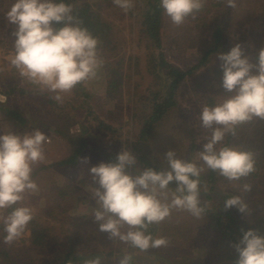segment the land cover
Segmentation results:
<instances>
[{
    "label": "rangeland",
    "instance_id": "1",
    "mask_svg": "<svg viewBox=\"0 0 264 264\" xmlns=\"http://www.w3.org/2000/svg\"><path fill=\"white\" fill-rule=\"evenodd\" d=\"M77 1L89 4L111 26V45L104 44L98 49L101 65L96 75L83 83L87 96L76 97L71 89L61 93V99L57 100L56 92L33 83L11 64L15 25L8 22L5 13L13 0H0V97H3L0 106L15 110L24 121L20 123L7 116L5 131L23 134L40 128L48 137L44 145L45 159L33 166L32 179L37 190L26 191L24 199L18 202L34 210L33 218L24 233L11 243L3 240L4 233L0 231V264H62L68 256L71 261L73 256L82 257L91 252L103 254L99 257L101 264H119L122 257L129 256L126 250L130 244L101 232L94 219L97 205L93 190L98 184L89 169L102 161L107 162V154L116 156L125 147L131 150L141 129L140 120L152 111V104L145 98L156 82L149 73L150 50L142 32L148 0H132L127 12L113 0ZM209 2L202 7L199 16L207 20L211 29L204 28L200 20H191L195 18L193 14L177 25L164 12L163 49L169 62L182 70L195 66L209 48H214L216 42L212 33L220 25L224 38L222 45L217 43L219 49L211 53L208 62L182 81L174 99L176 106L156 127L150 145L162 168L167 167L164 153L169 149L183 159L203 163L197 159L198 152L210 130L200 125L198 115L203 105L213 104L227 95L215 79L216 75L222 78V71L217 72L222 64L217 54L227 52L239 42L245 54L255 62L258 50L264 47V0H236L235 7H229L226 0ZM119 61L123 62V68ZM114 67L121 72L123 86L110 92L105 76ZM12 88H15L14 93L7 95ZM105 127H111L110 131ZM56 129H60L62 135L55 132ZM83 134L88 135V144L77 163L60 165L76 152L68 136H75L76 140ZM223 143L253 151L260 157L256 175L244 180L217 176L216 191L221 197L240 195L247 204L246 212L236 206L227 209L249 229L264 215V119L256 117L235 126L234 134L228 133ZM132 169L129 167L127 171L135 175L136 170ZM208 171L205 166L201 175ZM246 184L250 185L249 190H244ZM210 186L212 183L207 180L205 189ZM10 211L11 207L0 209V218ZM161 225L156 236H164L168 242L147 249L149 253L156 252L180 264H195L190 261L194 259L201 264H225L223 253L225 256L229 252V244H221V237L208 214L196 217L185 209H173ZM37 226L47 230V245L46 242L44 245L33 243L32 232ZM123 230H127V225ZM121 249L125 251L121 256L107 255ZM95 258H81L69 264H86ZM130 262L167 264L144 255L140 249Z\"/></svg>",
    "mask_w": 264,
    "mask_h": 264
},
{
    "label": "clouds",
    "instance_id": "2",
    "mask_svg": "<svg viewBox=\"0 0 264 264\" xmlns=\"http://www.w3.org/2000/svg\"><path fill=\"white\" fill-rule=\"evenodd\" d=\"M113 2L125 12L132 7V0ZM226 3L235 7L236 0ZM159 4L179 25L202 7V0H159ZM5 15L15 25L11 64L33 83L56 92L57 100L61 93L96 75L101 65L99 38L82 26L69 0H13ZM217 55L222 61L221 86L227 95L203 105L198 115L200 125L210 130L198 152L197 159L203 163L183 159L169 149L164 153L166 168H136L132 175L127 169L137 164V157L125 147L114 160L91 166L92 179L98 184L93 190L97 205L94 219L101 232L140 250L164 246L167 238L154 236L148 226L165 220L173 209H185L196 217L205 213L199 179L205 166L229 180L255 170L252 152L223 141L228 133L234 134L235 126L256 117L264 119V47L258 50L255 62L239 42ZM47 139L40 128L23 134L12 130L0 133V209L11 207L10 213L0 218L5 242L19 238L33 218L34 210L18 202L26 191L37 190L33 166L45 159ZM172 181L176 182L174 190L169 188ZM249 189L250 185H244V190ZM233 206L246 212L247 204L240 195L224 200L225 208ZM125 225L127 230H123ZM234 248L236 264H264V234L256 229L243 231ZM130 260L124 256L119 264H130ZM86 264L101 262L95 258Z\"/></svg>",
    "mask_w": 264,
    "mask_h": 264
},
{
    "label": "trees",
    "instance_id": "3",
    "mask_svg": "<svg viewBox=\"0 0 264 264\" xmlns=\"http://www.w3.org/2000/svg\"><path fill=\"white\" fill-rule=\"evenodd\" d=\"M210 0H202V7L206 4H209ZM69 2L73 5V14L79 19L82 26L87 27L93 35L99 38V45L98 49L103 46L111 45L109 42L110 35H111V26L104 22L93 10L92 7L87 3L79 4L77 0H69ZM147 9L143 12V22H142V32H144L146 38L148 39V48L150 50L148 54V68L149 73L154 76L155 86L150 89V95L145 98L146 101H149L152 104V111L150 114H146L143 119H141V129L137 135V138L131 145V151L137 157V164L131 166L132 170H136V168H145V167H153L156 169H162L160 164L155 160L153 150L151 149V141L156 130V127L165 119L167 114L170 112L172 108L176 106L175 97L176 91L179 89L180 84L182 81L187 77L193 74L194 70L204 66L208 60L209 56L212 52L219 49L220 43L223 41V34L224 31L222 29V25L216 28L213 31L212 36L215 39V46L214 48H209L198 61V63L190 69L182 70L179 66H176L169 62L166 57V54L163 49V40H162V28H163V16L164 10L160 7L159 0H148L147 1ZM196 10L193 15L195 18L191 20H200V23L205 27L210 28L209 24L203 16H199V12L202 9ZM208 9V8H207ZM207 12V10H204ZM59 26V25H57ZM211 29V28H210ZM222 45V44H221ZM156 49L157 52L155 51ZM120 65L123 68V62L119 61ZM222 71L221 68L217 70L219 73ZM115 74V75H114ZM121 72L118 71L115 67L110 70L109 74H106L105 79L107 80V89L110 92H116L123 86L122 76H120ZM114 75V76H113ZM215 79L221 84V77L219 75L215 76ZM83 82L78 83L74 88V94L76 97L80 96H87ZM15 88H12L7 91V95L11 96L12 92L14 93ZM24 92V90H23ZM8 115L12 116L13 118L17 119L18 121H23L20 117L19 113L15 110H11L10 108L5 107ZM79 108H82L81 105ZM74 110H78L75 108ZM89 112V110H87ZM103 125V122H100ZM107 130L110 131L111 127H105ZM86 130V129H84ZM87 131V130H86ZM59 135H62V131L60 129H56ZM88 135H81L80 138L75 140V136H68L69 140L74 144L76 147V152L70 156L67 160L60 163V165H75L77 163V158L81 155L84 149L87 147ZM78 141V142H76ZM254 155V159L256 161L255 170L247 176L241 177L242 180L245 177H249L250 175H254L258 168L260 167V160L259 156L256 155L253 151H250ZM115 156L113 154L106 155V161L114 160ZM256 175V174H255ZM217 176H221L218 171L209 169L207 174L200 175V194H201V203L205 207V213L209 215V218L212 220L214 229L217 230V235L221 237V244L226 245L229 244V252L223 253V257L226 260L225 264H236V260L238 257V253L234 248V244L239 241V239L243 235V231L247 230L246 227H243L237 217L229 211L227 208L224 207L223 200L227 198L221 197V193L216 191V183H217ZM206 179V182L204 181ZM207 180L212 183V186L207 188ZM176 182H170L169 188L175 189ZM204 187V188H203ZM207 202V204H206ZM163 225L161 222L159 223H152L148 226L147 231L151 232L154 236L159 233V229H161ZM253 229H256L260 234H264V215L258 219V222L252 226ZM47 230L45 231L41 227H35L32 235H33V243L35 245H44V243L49 242L47 240ZM49 233V232H48ZM67 237V236H66ZM56 238V237H55ZM49 239V238H48ZM137 248H133L129 245L127 248L126 254L130 257L136 255ZM125 253L124 249L119 251H111L107 255L112 256H121ZM143 254L146 256H152L153 258H159L166 262L167 264H180L179 262H172L165 256L158 254L156 252L149 253L147 250H142ZM85 254L82 257L73 256L71 261H77L81 258H99L103 254ZM231 253V254H228ZM141 255V254H140ZM95 256V257H94ZM69 257V256H68ZM65 258L62 264H69L71 261ZM195 261V264H201L197 261V259L190 260ZM229 261V262H227ZM130 264H133L130 262Z\"/></svg>",
    "mask_w": 264,
    "mask_h": 264
},
{
    "label": "crops",
    "instance_id": "4",
    "mask_svg": "<svg viewBox=\"0 0 264 264\" xmlns=\"http://www.w3.org/2000/svg\"><path fill=\"white\" fill-rule=\"evenodd\" d=\"M0 112H1L0 113V133H2V132H5V127H7V125H8V124H6L7 123L6 117L10 116V115H8L5 106L3 108L0 106ZM10 117L13 118L12 116H10ZM13 119H15V118H13ZM15 120L18 121L17 119H15ZM18 122L21 123L22 121H18Z\"/></svg>",
    "mask_w": 264,
    "mask_h": 264
}]
</instances>
